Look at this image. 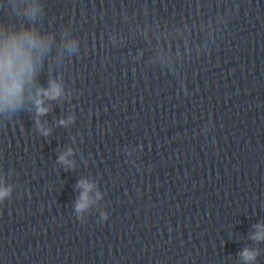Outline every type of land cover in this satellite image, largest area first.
Listing matches in <instances>:
<instances>
[{"label": "clouds", "instance_id": "obj_1", "mask_svg": "<svg viewBox=\"0 0 264 264\" xmlns=\"http://www.w3.org/2000/svg\"><path fill=\"white\" fill-rule=\"evenodd\" d=\"M24 39H27L29 46L37 44L35 37L31 33L25 32L20 38L13 35L4 42L3 46H0V106L5 108H14L21 101L25 85L32 82L35 76V61L30 51L25 48ZM40 94L55 99L60 95V89L52 84L49 89H39L38 95ZM35 103L38 115H43L48 111L42 106L43 100L37 99ZM42 131L44 135L48 134L46 130L42 129ZM60 159L64 160V157ZM83 186L85 192L82 194L81 200L86 201L87 190L90 186ZM7 194V191L0 190V198ZM83 207H85V204L80 203L77 205V210ZM256 238L264 239V236L258 234ZM242 256L245 260H252L255 258V253L245 249Z\"/></svg>", "mask_w": 264, "mask_h": 264}]
</instances>
